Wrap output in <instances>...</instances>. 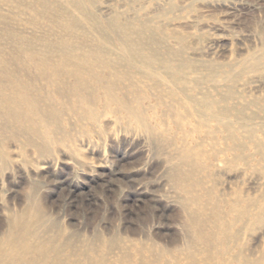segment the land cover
<instances>
[{
  "label": "rangeland",
  "instance_id": "obj_1",
  "mask_svg": "<svg viewBox=\"0 0 264 264\" xmlns=\"http://www.w3.org/2000/svg\"><path fill=\"white\" fill-rule=\"evenodd\" d=\"M6 1L10 4L3 11V21L22 35L47 36L55 45L62 35L74 45L107 48L118 56L123 40H137L133 32L124 36L120 25L142 24L145 31L140 38L145 46L173 65L186 64L178 85L183 90L165 82L162 72L157 75V71L167 72L159 67L141 71L147 88L182 100L190 112L203 114L188 98L205 91L220 97L231 89L233 97L246 102L244 116H248L241 126L235 122L234 128L242 136L244 128L250 127L254 140L246 134L244 160L227 161L230 153L223 149L224 134L214 122L185 140L182 131L169 123L162 134L170 145H157L121 110L100 116L94 129L89 123L84 132L70 129L72 142L54 146L49 154H39L32 145L18 147L10 140L9 160L0 164L1 240L9 219L27 210L29 194L42 210L37 229L55 238L79 264H98L101 255L105 264H118L122 256L127 260L123 264H136L156 253L181 257L190 238H195L192 249L203 255L206 246L187 223L189 215L203 210L213 217L212 211L227 210L224 203L243 194L264 208V147L259 155L254 143H264V82L255 81L264 74V65L256 71L248 65L249 59L264 53V0H76L81 8L71 0ZM149 37L155 38L154 44L147 43ZM146 94L142 103L150 107L156 97ZM162 108L148 110L149 122L159 131ZM206 128L213 129L215 144H210L216 154L199 173L200 183L183 189L170 172L181 164L176 149L192 144ZM205 149H210L207 143ZM211 202L218 203L215 210ZM246 226L238 224L232 230H240L246 254L263 257L264 222ZM215 228L208 226L206 231L216 232Z\"/></svg>",
  "mask_w": 264,
  "mask_h": 264
},
{
  "label": "bare ground",
  "instance_id": "obj_2",
  "mask_svg": "<svg viewBox=\"0 0 264 264\" xmlns=\"http://www.w3.org/2000/svg\"><path fill=\"white\" fill-rule=\"evenodd\" d=\"M71 1L77 8H81L79 1ZM9 4V1L0 0L1 165L9 160L10 150L7 143L10 140L18 147L32 145L39 154H49L54 146L72 142L70 131L73 129L84 132L86 123L94 129L100 116L109 111L120 110L131 116L157 145H170V139L162 134L169 123L182 131L181 137L185 140L189 134L194 131L202 132V128L209 122H214V127L224 134L223 149L230 153L225 159L244 160V138L248 134L254 140V134L250 127H245L244 133L239 136L234 123L248 118L244 116L246 102H240L233 97L231 89H227L220 97L211 96L205 91L199 97L188 98L198 109L206 112L203 114L190 112L185 108L184 101L174 100L171 95L170 97L162 92L149 90L144 80L145 75L141 71L148 70L149 73L151 70L157 71L158 67L167 70L157 71V75L162 72L167 78L165 82L183 90L178 85L183 78L182 69L186 68V64L175 62L173 65L155 49L145 46L140 38L145 31L142 24L132 27L128 21L120 25L124 36L133 32L137 40L120 41L121 51L118 56L107 48L74 45L72 39H66L62 35L56 41L57 45L47 36L35 38L22 35L15 27L3 21V11ZM112 25L114 23H109L108 26ZM69 28L74 31L73 27ZM147 43L154 44L155 38L149 37ZM173 54L177 55V51ZM248 65L251 70L256 71L264 65V53L253 56L248 60ZM258 76L255 81L264 82V74ZM147 91L156 97V103L150 107H163L159 115L163 128L160 131L149 122L150 107L142 103L148 97ZM65 125L69 128L65 129ZM186 126L189 129L184 130ZM198 127L201 128L198 130ZM211 133H214L213 129L206 128L203 134L193 139L192 144H184L176 149L181 164L176 165L170 172L178 186L183 189L200 183L199 173L207 169L206 161L210 160V156H215L212 146L215 142L211 140ZM205 143L209 145V151L205 149ZM254 143L255 152L263 155V141L257 140ZM34 190H31L33 194ZM243 195L226 201L224 206H227V210L223 207L218 212L212 211L213 217L205 216L203 210H197L188 216L187 223L194 228L197 239L199 237L198 240L206 246L203 255L202 251L192 249L195 238H190L185 252H180L181 257H167L156 253L141 258L136 264H264V256L258 257L244 252L239 241L240 230H232L238 224L244 227L264 222V208L255 206V199L247 196L245 198ZM29 196L27 210L9 219L5 236L0 239V262L79 264L68 253L65 254L61 243H57L55 238H49L47 234L45 236L46 231L40 232L37 229L43 216L42 210L36 205L32 194ZM244 201L246 204L242 205ZM207 203L208 201L203 204ZM212 205L215 210L218 203L213 202ZM208 226L217 227V231L207 232ZM109 246H112V242ZM233 247L236 248L234 253L231 251ZM105 259L104 255L99 256L98 264H105ZM124 260L127 261L122 256L118 264H123ZM89 262L86 264H91Z\"/></svg>",
  "mask_w": 264,
  "mask_h": 264
}]
</instances>
